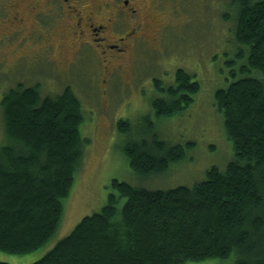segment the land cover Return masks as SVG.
Masks as SVG:
<instances>
[{"label":"trees","instance_id":"obj_1","mask_svg":"<svg viewBox=\"0 0 264 264\" xmlns=\"http://www.w3.org/2000/svg\"><path fill=\"white\" fill-rule=\"evenodd\" d=\"M228 4L242 63L240 75L214 97L234 158L190 186L150 189L113 178L105 204L30 264H264V0ZM155 84L162 95L151 104L163 115L183 110L199 88L182 68L172 83ZM53 95L17 83L1 98L0 250L6 252L26 253L52 237L82 158L80 102L68 86ZM118 127L129 123L119 120ZM129 139L123 149L139 174L162 172L185 155V146L155 132Z\"/></svg>","mask_w":264,"mask_h":264},{"label":"rangeland","instance_id":"obj_2","mask_svg":"<svg viewBox=\"0 0 264 264\" xmlns=\"http://www.w3.org/2000/svg\"><path fill=\"white\" fill-rule=\"evenodd\" d=\"M228 2L232 0H140L146 37L129 41L112 59L111 70H104L97 48L75 42L49 0H0V102L17 83L38 85L41 96L61 95L68 86L80 102L79 130L85 140L52 237L26 253L0 250V261L30 264L41 257L85 215L105 204L113 178L150 189L190 186L203 180L209 168L222 170L234 158L214 97L216 89L240 75L242 63L236 56L235 20ZM13 13L17 19L9 24ZM177 68L193 75L199 88L183 110L157 114L151 101L162 93L155 80L172 83ZM119 120L129 128L120 129ZM3 129L0 103V141ZM148 131L185 146L184 157L159 173L134 171L123 146ZM124 200L119 197L118 208Z\"/></svg>","mask_w":264,"mask_h":264},{"label":"flooded vegetation","instance_id":"obj_3","mask_svg":"<svg viewBox=\"0 0 264 264\" xmlns=\"http://www.w3.org/2000/svg\"><path fill=\"white\" fill-rule=\"evenodd\" d=\"M49 1L62 19L63 30L75 42L89 45L94 51L97 48L96 54L104 62V70H111L112 59L118 56L117 52L126 49L129 41L146 37L142 31L143 6L140 0H82V3L81 0ZM15 19V13L11 14L9 24ZM159 29L157 27L155 31Z\"/></svg>","mask_w":264,"mask_h":264}]
</instances>
